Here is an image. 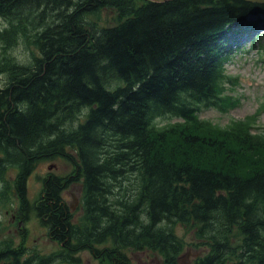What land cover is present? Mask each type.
<instances>
[{
    "label": "trees",
    "instance_id": "1",
    "mask_svg": "<svg viewBox=\"0 0 264 264\" xmlns=\"http://www.w3.org/2000/svg\"><path fill=\"white\" fill-rule=\"evenodd\" d=\"M103 11L114 14L104 25ZM260 15L264 4L244 0H0V179L15 169L20 215L101 264H131L132 246L180 264L177 225L206 240L193 264H264V130L198 117L238 103L223 96L235 80L225 67L244 35L256 45ZM20 43L37 50L28 64L11 55ZM55 159L73 172L47 176L30 202L29 178ZM79 183L76 223L63 193ZM22 256L0 250V264L53 260Z\"/></svg>",
    "mask_w": 264,
    "mask_h": 264
},
{
    "label": "rangeland",
    "instance_id": "2",
    "mask_svg": "<svg viewBox=\"0 0 264 264\" xmlns=\"http://www.w3.org/2000/svg\"><path fill=\"white\" fill-rule=\"evenodd\" d=\"M114 14L103 11L100 23L107 24L113 20ZM253 20H256L253 18ZM7 27L4 19L0 18V29ZM255 31V29H254ZM253 31V32H254ZM264 26L257 29L255 34H262ZM264 35L257 40L253 46L252 38L244 35L241 40V51L231 55L225 67L227 76L235 80L228 81L223 85V96H230L232 101L238 103L222 112L219 108H204L199 114V119L211 123L219 129H230L237 122H248L254 127V132L261 133L264 130ZM37 50L23 43L18 44L11 51L20 63L28 64L32 59L33 52ZM4 50L0 43V54L9 53ZM6 81V76H0V85ZM177 119L165 118L159 121L161 126L168 123H178ZM169 125V124H168ZM73 172V166L63 159L43 160L37 165L27 182V197L30 202H35L41 196L43 180L49 175H68ZM15 169L9 167L5 172V178L0 179V194L3 191L13 192L8 200L0 199V250L6 248L22 250L24 261L27 256L35 254L51 256L50 264H101L90 249L80 252H65L61 245L50 239L48 231L34 217L33 213L20 215V202L16 198L14 188ZM83 195L82 185L73 184L64 193L63 197L69 206H74L75 222L81 219V198ZM1 198V197H0ZM29 215V216H28ZM176 233L179 240L183 242V253L180 264H193L198 258L206 253L202 248L203 238L195 234L191 227L177 225ZM63 250V251H62ZM126 253L131 264H164L163 257L152 250L139 251L137 247H128Z\"/></svg>",
    "mask_w": 264,
    "mask_h": 264
},
{
    "label": "water",
    "instance_id": "3",
    "mask_svg": "<svg viewBox=\"0 0 264 264\" xmlns=\"http://www.w3.org/2000/svg\"><path fill=\"white\" fill-rule=\"evenodd\" d=\"M147 1L155 2V3H164V2L174 1V0H147ZM244 1L249 2V3H254V4H264V0H244ZM75 205L72 206L73 210L75 209Z\"/></svg>",
    "mask_w": 264,
    "mask_h": 264
},
{
    "label": "bare ground",
    "instance_id": "4",
    "mask_svg": "<svg viewBox=\"0 0 264 264\" xmlns=\"http://www.w3.org/2000/svg\"><path fill=\"white\" fill-rule=\"evenodd\" d=\"M250 18H251L250 20L254 21L253 18H255L256 20H258L259 18H264V15L253 16V17H250ZM263 34H264V32H263L262 34H255V38L258 37V36L261 37V35H263ZM258 39H259V38H258ZM258 39H257V40H258ZM257 40L255 41V42H256L255 44H257ZM252 44H253V41H252ZM28 216H29V215H28Z\"/></svg>",
    "mask_w": 264,
    "mask_h": 264
}]
</instances>
